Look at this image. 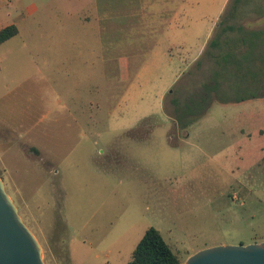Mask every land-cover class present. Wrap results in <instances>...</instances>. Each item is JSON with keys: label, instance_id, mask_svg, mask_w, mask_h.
I'll list each match as a JSON object with an SVG mask.
<instances>
[{"label": "rangeland", "instance_id": "obj_1", "mask_svg": "<svg viewBox=\"0 0 264 264\" xmlns=\"http://www.w3.org/2000/svg\"><path fill=\"white\" fill-rule=\"evenodd\" d=\"M8 24L0 177L46 264H128L149 227L183 263L264 240V0H0Z\"/></svg>", "mask_w": 264, "mask_h": 264}, {"label": "water", "instance_id": "obj_2", "mask_svg": "<svg viewBox=\"0 0 264 264\" xmlns=\"http://www.w3.org/2000/svg\"><path fill=\"white\" fill-rule=\"evenodd\" d=\"M0 264H46L43 248L0 177ZM183 264H264V240L201 249Z\"/></svg>", "mask_w": 264, "mask_h": 264}, {"label": "trees", "instance_id": "obj_3", "mask_svg": "<svg viewBox=\"0 0 264 264\" xmlns=\"http://www.w3.org/2000/svg\"><path fill=\"white\" fill-rule=\"evenodd\" d=\"M225 27L232 29L233 25L227 23ZM18 32L16 24H9L1 28L0 45L17 35ZM128 264H183V262L165 240L160 230L149 227L135 246Z\"/></svg>", "mask_w": 264, "mask_h": 264}, {"label": "crops", "instance_id": "obj_4", "mask_svg": "<svg viewBox=\"0 0 264 264\" xmlns=\"http://www.w3.org/2000/svg\"><path fill=\"white\" fill-rule=\"evenodd\" d=\"M231 24V23H230ZM9 25V24H8ZM3 28V27H2ZM1 29V28H0ZM223 37V36H222ZM3 140L2 137H0V141ZM0 147H1V144H0ZM30 147V146H29ZM30 150L33 152V153H40L39 150L37 148H35V146H31L30 147ZM23 151H25V148L23 147ZM26 153V152H25ZM1 155V154H0ZM0 160H1V157H0ZM4 164V162H3ZM5 167V166H4ZM6 169V168H5Z\"/></svg>", "mask_w": 264, "mask_h": 264}]
</instances>
